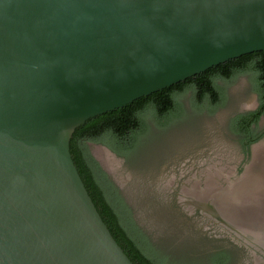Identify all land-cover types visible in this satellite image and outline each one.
I'll use <instances>...</instances> for the list:
<instances>
[{
	"label": "water",
	"instance_id": "95a60500",
	"mask_svg": "<svg viewBox=\"0 0 264 264\" xmlns=\"http://www.w3.org/2000/svg\"><path fill=\"white\" fill-rule=\"evenodd\" d=\"M255 51L264 0H0V264H134L73 161L75 128Z\"/></svg>",
	"mask_w": 264,
	"mask_h": 264
},
{
	"label": "trees",
	"instance_id": "16d2710c",
	"mask_svg": "<svg viewBox=\"0 0 264 264\" xmlns=\"http://www.w3.org/2000/svg\"><path fill=\"white\" fill-rule=\"evenodd\" d=\"M249 77L258 93L257 110L230 118L229 127L240 135L249 152L248 120L257 124L264 115V51H255L215 65L172 86L143 96L122 108L88 118L70 139V152L96 208L112 235L134 264H201L188 248L174 249L165 239L155 240L139 224L121 188L92 153L91 144L109 147L130 165L142 162L148 145L188 120L213 114L228 102V86L238 76ZM223 80L225 84H219ZM190 94L189 105L186 96ZM238 123H241L239 126ZM214 257L212 264H221Z\"/></svg>",
	"mask_w": 264,
	"mask_h": 264
},
{
	"label": "rangeland",
	"instance_id": "374dc122",
	"mask_svg": "<svg viewBox=\"0 0 264 264\" xmlns=\"http://www.w3.org/2000/svg\"><path fill=\"white\" fill-rule=\"evenodd\" d=\"M255 96L256 91L249 77L242 74L230 84L229 100L225 107L213 114L205 112L165 137L152 141L140 164L130 166L121 157L110 161V176L133 207L139 224L153 239H165L172 248L180 250L213 244L216 238L219 239L218 244H222L224 242L219 237L224 235L238 237L221 218L202 210L200 212L198 207L195 208L196 212L195 209L190 211L189 205L180 198L185 187L191 188L197 182L203 190L206 188L207 174L222 171L220 180L216 182L217 192L207 199V205L214 206L219 213V208L223 210L235 204L236 200L238 202L239 194H235L238 192L231 191L252 164L254 153L246 158L239 138L229 128V120L236 111L247 106L255 107ZM189 98L190 94L186 96L188 105ZM260 126L264 129V117ZM261 143H264V138L255 145ZM96 146L91 144L92 151ZM238 165L242 167L238 168ZM227 172H231V175L223 177ZM261 213V217L257 216L264 218V205Z\"/></svg>",
	"mask_w": 264,
	"mask_h": 264
},
{
	"label": "bare ground",
	"instance_id": "6f19581e",
	"mask_svg": "<svg viewBox=\"0 0 264 264\" xmlns=\"http://www.w3.org/2000/svg\"><path fill=\"white\" fill-rule=\"evenodd\" d=\"M93 153L104 164L106 169L110 171V161L114 160L115 156L101 145H97ZM221 173L223 172L210 171L207 174L206 188L203 190L198 187L197 182L191 188L185 187L181 194V201L189 205L190 211L199 207L205 213L215 216V218H223L224 223L228 224V226L248 230L253 229L254 231L259 228L263 229L264 218H259L257 215L260 217L263 215L261 212L264 205V197H262L264 195V143L257 144L254 147L252 164H250L247 172L244 174L245 176L237 183V186L234 189L231 187L233 189L231 192H238L235 194H239V203L236 200L235 204L227 208L224 207L223 210L219 208L220 212L218 213L216 208L210 204L207 205L206 201L214 195L213 193L217 192L218 185L216 182L220 180L219 175ZM248 174L249 176L247 177ZM225 175L226 177L230 176V172H227Z\"/></svg>",
	"mask_w": 264,
	"mask_h": 264
},
{
	"label": "flooded vegetation",
	"instance_id": "af4514ba",
	"mask_svg": "<svg viewBox=\"0 0 264 264\" xmlns=\"http://www.w3.org/2000/svg\"><path fill=\"white\" fill-rule=\"evenodd\" d=\"M218 83L221 85L225 84L223 83V80L221 81L219 80ZM230 84H229V87H230ZM229 87L227 91L228 97H229ZM255 97L257 101V105L255 107L250 108L249 106H247L246 108H242L236 111L230 118L237 116L239 114H244V113L257 110L260 106V99H259V95L257 92H256ZM263 117L264 115L260 116V119L258 120L257 124L253 123L254 118L252 117H250L248 120L249 127L251 128V131L253 130L251 133H249L247 140H246L248 143L249 152H246V148H245L246 146L242 145L240 142L242 150L245 153L247 159L251 157L252 153H254V147L256 146L255 144L259 140L264 138V129L260 126V123ZM238 125L240 126L241 123H238ZM234 133L236 134V136L239 138V141H240V138H241L240 135L236 132ZM241 167L238 165V168H241ZM223 177H226V176H223ZM179 203L180 201L178 200L177 204ZM197 209H199V211L202 210L199 207ZM195 212H196V209H195ZM195 212H193L192 214H195ZM185 213H187L188 215L191 214L190 212H185ZM229 227L232 229L233 234L235 236H238L237 238L234 236L225 237L224 235L223 237H219V238H222L224 242L222 244H218L219 239L216 238L215 239L216 242L213 244L209 243L206 245L201 244L202 246L200 245L199 247L198 246L191 247V248L187 247L190 253L189 254L190 257L193 259H196L201 264H212L214 257L221 259V262H222L221 264H264V231H263L264 228L261 227L263 229L259 228V229H256V231H254L253 229H249V230L240 229L238 227L237 228L231 227L230 225ZM249 239H251V241L255 243L250 242ZM212 241L214 240L212 239ZM189 246H192V245L190 244Z\"/></svg>",
	"mask_w": 264,
	"mask_h": 264
}]
</instances>
